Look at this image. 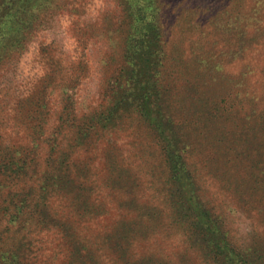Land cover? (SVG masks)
I'll use <instances>...</instances> for the list:
<instances>
[{"label": "rangeland", "instance_id": "374dc122", "mask_svg": "<svg viewBox=\"0 0 264 264\" xmlns=\"http://www.w3.org/2000/svg\"><path fill=\"white\" fill-rule=\"evenodd\" d=\"M0 264H264V0H0Z\"/></svg>", "mask_w": 264, "mask_h": 264}]
</instances>
